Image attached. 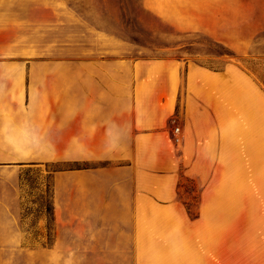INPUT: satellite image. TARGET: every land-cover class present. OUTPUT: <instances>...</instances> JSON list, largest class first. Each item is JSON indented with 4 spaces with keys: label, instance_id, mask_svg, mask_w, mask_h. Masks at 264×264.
Returning a JSON list of instances; mask_svg holds the SVG:
<instances>
[{
    "label": "crops",
    "instance_id": "1",
    "mask_svg": "<svg viewBox=\"0 0 264 264\" xmlns=\"http://www.w3.org/2000/svg\"><path fill=\"white\" fill-rule=\"evenodd\" d=\"M171 1L143 0L144 9L180 28L167 10ZM218 7L229 12L233 1ZM5 8L11 10L0 16V249L27 246L20 211L7 194L14 170L66 162L82 168L51 172L54 246H74L67 242L82 224L85 246L130 248L132 262L245 264L244 231L231 233L232 219L220 216L256 209L249 190L232 187L248 177L227 175L226 187L212 188L202 218L187 223L175 200L166 127L176 117L188 133L184 149L203 151V128L220 115L227 152L242 135V150L258 153L250 165L264 169V91L233 68L188 69L132 43L118 27V0H18ZM221 11L220 23L233 30V11L231 17ZM29 31L37 47L23 46ZM211 34L234 47V36ZM240 120L248 129L235 134ZM216 145L210 139L206 150ZM256 181L263 184L264 175ZM233 237L238 245L221 263L220 243Z\"/></svg>",
    "mask_w": 264,
    "mask_h": 264
},
{
    "label": "rangeland",
    "instance_id": "2",
    "mask_svg": "<svg viewBox=\"0 0 264 264\" xmlns=\"http://www.w3.org/2000/svg\"><path fill=\"white\" fill-rule=\"evenodd\" d=\"M14 1L18 0H0V16L11 10V7H5L12 6ZM220 1L222 0H172L167 10L179 19L181 27L178 28L147 12L143 0H118V27L132 43L147 48L157 58L182 62L188 69L201 67L210 72H222L230 67L235 70L238 78L245 75L264 91V0H229L233 1V8L229 12L219 9ZM220 11L224 16L228 12L229 17L233 11V30L230 24L220 23L225 18L221 17ZM212 32L222 39L234 36V47L222 44ZM26 35L30 37L23 46L37 47L38 41L33 39L34 33L29 31ZM13 41L18 42V37L12 38V43ZM226 122L224 117L213 115V119L205 124V134L202 141H198L203 145V151H186L182 145L188 136L186 130L176 117H172L167 123L173 166L171 172L177 181L175 200L184 210L186 222L196 223L202 218V207L210 205L213 187H226L224 178L227 175L240 179L243 175L247 176V184L236 182L232 187L238 193L249 190L252 207L256 209H252L247 215H224L220 216L222 219L219 218L222 221L232 219L231 233L236 236L240 234V230L241 233L244 231V246L248 250L243 254L245 264H264V183L256 181L258 176L264 175V169L250 165L254 158L258 159V153L251 152L249 155L242 150V135L235 137L236 149L227 152ZM242 123L240 120V124H237L235 134H241L247 128ZM176 127L179 128V133L174 136ZM211 132L213 138L209 136ZM210 139L218 145L212 151L206 150L205 146ZM228 159L234 160L235 167H227ZM261 159H264V152ZM68 168H82V165L65 162L14 170V183L7 187V194L11 200L16 201L28 240L24 241L27 245L24 247L0 249V264H141L132 262L130 248L85 246L88 242L84 240L82 224L75 226L74 237L67 242L74 246H54L51 172ZM217 177L218 183H215ZM223 234L226 236L228 233ZM36 244L38 246H32ZM157 244L156 247L164 246L162 241ZM237 245L238 241L234 237L220 243L221 263L231 260L227 256V249ZM141 255L140 251L139 256Z\"/></svg>",
    "mask_w": 264,
    "mask_h": 264
},
{
    "label": "built area",
    "instance_id": "3",
    "mask_svg": "<svg viewBox=\"0 0 264 264\" xmlns=\"http://www.w3.org/2000/svg\"><path fill=\"white\" fill-rule=\"evenodd\" d=\"M178 133H179V128L178 127L174 128L173 131L174 136L178 135Z\"/></svg>",
    "mask_w": 264,
    "mask_h": 264
},
{
    "label": "trees",
    "instance_id": "4",
    "mask_svg": "<svg viewBox=\"0 0 264 264\" xmlns=\"http://www.w3.org/2000/svg\"><path fill=\"white\" fill-rule=\"evenodd\" d=\"M52 213V212H51Z\"/></svg>",
    "mask_w": 264,
    "mask_h": 264
}]
</instances>
